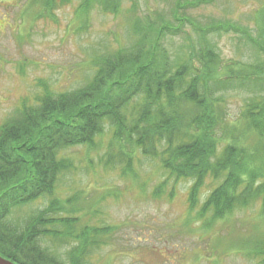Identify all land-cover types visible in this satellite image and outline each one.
Masks as SVG:
<instances>
[{
	"label": "trees",
	"instance_id": "obj_1",
	"mask_svg": "<svg viewBox=\"0 0 264 264\" xmlns=\"http://www.w3.org/2000/svg\"><path fill=\"white\" fill-rule=\"evenodd\" d=\"M23 1L20 21L31 24L55 20L59 6L75 4L78 33L95 11L126 16L130 26L124 39L91 57L88 82L59 92L40 79L37 91L0 125V256L17 264H101L98 255L117 228L104 224L98 209L116 196L114 189L88 185L62 197L57 191L79 166L120 169L125 177L144 158L161 171L153 195L168 191L173 199L182 181L189 184L183 227L204 243L190 250L191 264H218L222 255L242 249L220 250L222 240L215 237L216 227L230 228L238 212L261 204L264 217V8L255 37L231 22L180 18L184 5L214 0H176L171 10L179 27L159 10L141 16L149 0ZM186 23L196 38L182 36L174 50L167 36L179 35ZM232 33L254 47L253 59L223 57L215 39ZM239 91L250 95L232 117ZM107 127L111 139L103 149ZM78 146L86 152L80 165L65 153ZM46 201L22 221L15 217L26 205ZM248 246L254 264H264V235Z\"/></svg>",
	"mask_w": 264,
	"mask_h": 264
},
{
	"label": "rangeland",
	"instance_id": "obj_2",
	"mask_svg": "<svg viewBox=\"0 0 264 264\" xmlns=\"http://www.w3.org/2000/svg\"><path fill=\"white\" fill-rule=\"evenodd\" d=\"M20 2L25 1L0 0V125L14 113L22 98L37 91L36 85L40 79L50 81L51 87L59 92L72 91L80 87L82 81L88 82L93 75L91 57L98 51L111 48L116 38L124 39V32L130 26L126 16L116 19L95 11L87 30L78 33V22L74 19L75 4L59 6L55 10V20H38L31 24L20 21ZM175 2L149 0V10L140 15L159 10L171 27H179L171 10ZM125 8H128L127 3ZM263 8L264 0H214V3L200 7L188 3L178 12L180 18L197 20L204 25L212 20L231 22L249 29L257 37L256 17L262 20ZM182 36L196 38L190 24L186 23L179 35L167 36L170 38L169 47L174 50L179 47L180 40H185ZM215 40L225 58L249 60L257 54L254 47L250 44L246 46V40L240 42L233 33L222 34ZM261 58H264V54ZM248 95V91H239L234 95L230 104L232 117L239 115L243 100ZM103 136L102 147L105 149L111 139L109 127ZM65 153L72 155L79 165L80 160L86 157L82 146ZM90 156L97 161L99 155L90 153ZM141 165L135 163L134 172L125 177L120 169L87 171L79 166L76 173L64 178L62 189L57 191L58 196L62 197L75 189H85L88 185L114 189L116 196L107 197L98 209L104 224L117 228L113 241L98 255L101 264H191L194 253L190 250L202 248L204 243L183 227L189 184L182 181L180 192L173 199L169 198L168 191L155 196L152 191L159 181L160 167L157 162L147 158L142 160ZM46 205L47 201L26 205L15 217H21L18 219L22 221L30 210ZM261 211V204H258L238 212L230 228L222 230L220 226L216 227L220 234L215 238L222 240L220 250L231 246L242 248L231 251L227 256L222 255L223 259L218 264H254L249 257L248 245L261 240L264 235ZM68 247L63 250L68 251Z\"/></svg>",
	"mask_w": 264,
	"mask_h": 264
},
{
	"label": "water",
	"instance_id": "obj_3",
	"mask_svg": "<svg viewBox=\"0 0 264 264\" xmlns=\"http://www.w3.org/2000/svg\"><path fill=\"white\" fill-rule=\"evenodd\" d=\"M0 264H17L10 259L0 256Z\"/></svg>",
	"mask_w": 264,
	"mask_h": 264
}]
</instances>
